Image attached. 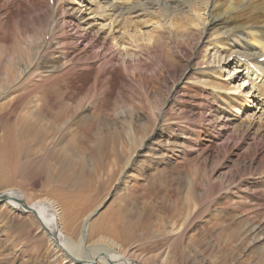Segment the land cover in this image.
<instances>
[{"label":"rangeland","instance_id":"1","mask_svg":"<svg viewBox=\"0 0 264 264\" xmlns=\"http://www.w3.org/2000/svg\"><path fill=\"white\" fill-rule=\"evenodd\" d=\"M47 1L0 0V139L8 130L14 151L0 153V192L51 200L74 244L97 209L86 245L101 240L103 254L112 248L139 264L165 255L168 264H263L264 104L255 74L224 63L213 45L204 63L191 61L204 52L193 50L205 14L173 19L194 28L188 47L169 34L124 62L115 47L127 49V39L95 42L71 21L91 17L86 0H68L79 13L62 2L70 16L52 14ZM101 22L93 29L104 37L122 36ZM155 26H142L138 44ZM195 64L209 66L212 87L192 81ZM217 82L240 86L231 123L211 95ZM42 107L64 116L52 122ZM58 254L33 214L0 204V264H69Z\"/></svg>","mask_w":264,"mask_h":264},{"label":"bare ground","instance_id":"2","mask_svg":"<svg viewBox=\"0 0 264 264\" xmlns=\"http://www.w3.org/2000/svg\"><path fill=\"white\" fill-rule=\"evenodd\" d=\"M62 2H64V7L68 13H79L80 9L75 10L72 3L68 0H52L51 4L48 0L47 3L52 14L57 15L58 10H60L59 14L70 16L62 12ZM84 2H86L85 6H88L87 10H89V14L87 15H91V17L71 16V21L77 23V26L82 29L86 39L88 35L92 34L95 42L101 37L103 40L109 38L111 42L114 40L123 42L124 38L127 39L126 45L128 47L127 49L130 51L127 52L125 46L120 50L122 45L119 44L115 47L116 50L121 53L124 62L132 57L138 58L139 54L137 52L142 47L160 46L164 39L168 38L167 35L169 34H171L169 38L170 42L178 43L182 48L188 47L195 31L194 28H192V26L174 25L173 19H185L191 14L201 17L205 14L207 18L203 19L201 23L202 28L197 31L199 37L193 50V52L198 51V47L203 46L200 51L204 52H200V59L193 57L191 61L196 60L197 63L203 62L206 50L211 45H213V49H220L224 63L227 64L228 61H230L234 63V65L238 64L243 66L247 70L246 73L249 72L250 74H255L254 76L259 80V82L255 83V91H257L258 96H261L259 102L264 104V60L260 61V58L264 57V0H86ZM158 13L161 16H157ZM160 18L164 20L165 24L168 23L167 27L162 24L161 20H159ZM97 19L98 21L100 20L104 22V24L106 22L110 31H121L120 35L122 36L116 39L117 32L115 38L112 33L110 36L107 34L104 37L103 32L100 30L101 27L93 29L96 25L92 22ZM154 20L156 21L153 22ZM206 21L208 22L207 24H205ZM152 23L154 26L156 25L152 29L153 33L149 34L148 32H145L146 43L138 44V36L141 33L142 26L145 25L147 27ZM165 29L169 30L168 34L163 32ZM129 30L131 33L128 32ZM208 32L209 36L206 38ZM89 42H93V40L89 39L86 44L89 45ZM196 64L195 66H188L191 68L189 71L198 75V77H195L192 81L196 85L203 86L204 88L212 87L210 80L206 78L209 66L206 68L203 67V69L202 67H196ZM251 64L259 70V74L250 67ZM27 71H29V69ZM237 76L239 78L240 74H237ZM183 78L186 79L185 77ZM96 81L97 75H94V82ZM183 81L184 80L182 79L179 83L183 84ZM239 82H243L240 84V86H242L245 80H242L241 78ZM240 86L237 89L229 90L230 87L228 84L217 82L216 87H213V91L216 92V94L211 91V95H216L214 100L216 101L215 103L219 104L220 117L226 122L231 123L234 120L232 112L239 111L238 108L240 102L236 98V92H238ZM222 92L228 93L224 97H219ZM42 108L46 116L48 115V118L52 122H56L64 116L61 112H53L49 109L50 112L48 113L47 108ZM9 133L10 132L7 130L4 136L0 139V153L7 158L14 157L13 148L10 146ZM130 163L131 161L127 162L126 166L130 165ZM0 196H5V200H1L0 204L6 205L11 211H26L28 214L29 212L33 214L34 218L39 221L44 232L47 234L48 243L51 248L57 249L59 252L58 255L63 256L65 261L69 264H139L134 260L123 256V254L112 250V248H107L103 254L101 252V248L103 247L100 243L101 240L90 246L86 245L89 221L97 212V209L94 212L92 211L84 220L80 231V240L78 243L74 244V242L62 232L63 230L61 229L58 209L55 204H52L51 200L41 199L32 203L30 202L29 204L27 203V208L24 209L18 201L24 200V198L18 190H5L0 192ZM55 227L57 228L56 241L52 237L53 231L56 232ZM257 228L260 229V226ZM85 250H94V253L88 256L84 252ZM167 251L170 252L169 249ZM259 257V262L264 261L262 255ZM169 258L168 255H165L159 263L168 264Z\"/></svg>","mask_w":264,"mask_h":264},{"label":"water","instance_id":"3","mask_svg":"<svg viewBox=\"0 0 264 264\" xmlns=\"http://www.w3.org/2000/svg\"><path fill=\"white\" fill-rule=\"evenodd\" d=\"M5 198V196H0V201L1 200H5L4 199ZM19 201V203L24 207V209L25 208H27V203L24 201V200H18ZM24 212H26V211H24ZM55 230H56V232H54L53 231V233H52V237H53V239L56 241V237H57V235H56V233H57V228L55 227Z\"/></svg>","mask_w":264,"mask_h":264}]
</instances>
